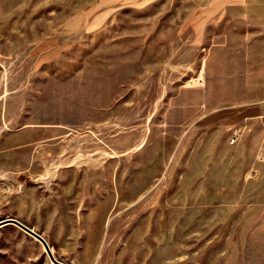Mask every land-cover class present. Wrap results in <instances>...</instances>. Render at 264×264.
I'll use <instances>...</instances> for the list:
<instances>
[{
  "label": "rangeland",
  "instance_id": "1",
  "mask_svg": "<svg viewBox=\"0 0 264 264\" xmlns=\"http://www.w3.org/2000/svg\"><path fill=\"white\" fill-rule=\"evenodd\" d=\"M67 264H264V0H0V221ZM0 264H53L14 225Z\"/></svg>",
  "mask_w": 264,
  "mask_h": 264
},
{
  "label": "water",
  "instance_id": "2",
  "mask_svg": "<svg viewBox=\"0 0 264 264\" xmlns=\"http://www.w3.org/2000/svg\"><path fill=\"white\" fill-rule=\"evenodd\" d=\"M6 225H14L18 227L20 230H22L23 232L31 236L35 241L39 242L43 246L46 254L49 256L53 264H67L57 259L48 241L41 234H39L32 228L28 227L21 221L14 219V218H9V219L0 221V228Z\"/></svg>",
  "mask_w": 264,
  "mask_h": 264
},
{
  "label": "bare ground",
  "instance_id": "3",
  "mask_svg": "<svg viewBox=\"0 0 264 264\" xmlns=\"http://www.w3.org/2000/svg\"><path fill=\"white\" fill-rule=\"evenodd\" d=\"M53 251V250H52ZM49 257V256H48ZM50 259V258H49Z\"/></svg>",
  "mask_w": 264,
  "mask_h": 264
},
{
  "label": "crops",
  "instance_id": "4",
  "mask_svg": "<svg viewBox=\"0 0 264 264\" xmlns=\"http://www.w3.org/2000/svg\"><path fill=\"white\" fill-rule=\"evenodd\" d=\"M7 226V225H6Z\"/></svg>",
  "mask_w": 264,
  "mask_h": 264
}]
</instances>
